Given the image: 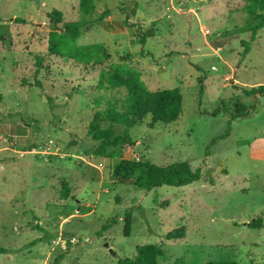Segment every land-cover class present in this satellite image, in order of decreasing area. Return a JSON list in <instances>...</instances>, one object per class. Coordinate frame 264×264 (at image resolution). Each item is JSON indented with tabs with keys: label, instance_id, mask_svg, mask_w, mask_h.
<instances>
[{
	"label": "rangeland",
	"instance_id": "rangeland-1",
	"mask_svg": "<svg viewBox=\"0 0 264 264\" xmlns=\"http://www.w3.org/2000/svg\"><path fill=\"white\" fill-rule=\"evenodd\" d=\"M79 1L0 0V264H117L142 244L158 245L162 264H264V226L244 224L264 221V95L225 78L264 82V27L253 41L240 31L244 0H94L87 19L110 15L78 43H104L103 67L125 63L151 90L182 96L177 120L145 117L118 151L186 161L201 177L147 191L114 184L115 148L96 153L88 133L95 103L124 91L98 85L102 67L47 51L50 12L61 27L80 17ZM174 231L184 236L168 239Z\"/></svg>",
	"mask_w": 264,
	"mask_h": 264
},
{
	"label": "trees",
	"instance_id": "trees-1",
	"mask_svg": "<svg viewBox=\"0 0 264 264\" xmlns=\"http://www.w3.org/2000/svg\"><path fill=\"white\" fill-rule=\"evenodd\" d=\"M80 17L64 23L61 27L62 13L57 10L50 12L51 29L48 32L46 48L48 53L55 57L65 58L83 66L98 65L102 67L98 73V85L103 84L107 89H114L123 96L107 99L95 103L94 112L89 123L88 133L97 141L94 151L102 153L108 148H115L112 155L117 159L112 165V181L114 184H129L137 189L151 190L163 185L184 186L191 184L201 177L199 168L193 169L186 161H174L165 164H156L147 159H127L120 156L118 147L133 144L128 131L134 125L149 117V125L168 124L178 119L182 112V96L179 87L171 89L151 90L143 81L141 73L125 63H109V52L104 43L79 44L78 40L82 29L94 21H102L110 15L109 10H103L96 17L87 19L94 10V0L79 1ZM244 10L251 19L240 31H249L250 40L256 38L257 31L264 27V0H244ZM4 36L0 31V44ZM248 52V47L244 53ZM41 59L38 57L36 65L39 67ZM122 93V92H120ZM247 95L255 93L264 95V84L246 90ZM114 95V94H113ZM103 104V105H102ZM243 113L237 114L242 116ZM70 188L66 182L62 183L60 196L68 197ZM125 232L128 231L129 214L125 216ZM248 227L261 228L264 226L262 218H253ZM168 239L181 238L183 231L168 233ZM162 249L155 244L137 246L133 257H124L117 264H162L159 257ZM207 264H237L228 259H217Z\"/></svg>",
	"mask_w": 264,
	"mask_h": 264
},
{
	"label": "crops",
	"instance_id": "crops-1",
	"mask_svg": "<svg viewBox=\"0 0 264 264\" xmlns=\"http://www.w3.org/2000/svg\"><path fill=\"white\" fill-rule=\"evenodd\" d=\"M191 10H193L192 8H191ZM193 12L195 13V11L193 10ZM226 79H228V81H230L231 79H233V83L234 84H237V85H240V86H245V87H248V88H252V87H256V86H258V85H260V84H264V82L263 81H260V82H253V83H247V82H244V81H240L239 79H237L236 78V76H235V73L234 72H227L226 73V77H225ZM233 84V85H234ZM256 96H259V94H256ZM250 221H245V225H247V223H249Z\"/></svg>",
	"mask_w": 264,
	"mask_h": 264
},
{
	"label": "built area",
	"instance_id": "built-area-1",
	"mask_svg": "<svg viewBox=\"0 0 264 264\" xmlns=\"http://www.w3.org/2000/svg\"><path fill=\"white\" fill-rule=\"evenodd\" d=\"M202 31H203L204 34H207V33L210 32L208 29H206V30H202Z\"/></svg>",
	"mask_w": 264,
	"mask_h": 264
},
{
	"label": "water",
	"instance_id": "water-1",
	"mask_svg": "<svg viewBox=\"0 0 264 264\" xmlns=\"http://www.w3.org/2000/svg\"><path fill=\"white\" fill-rule=\"evenodd\" d=\"M105 246H107V244H105Z\"/></svg>",
	"mask_w": 264,
	"mask_h": 264
}]
</instances>
